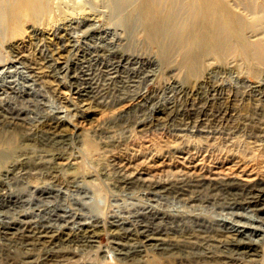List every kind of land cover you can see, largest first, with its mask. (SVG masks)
<instances>
[{"label": "rangeland", "instance_id": "374dc122", "mask_svg": "<svg viewBox=\"0 0 264 264\" xmlns=\"http://www.w3.org/2000/svg\"><path fill=\"white\" fill-rule=\"evenodd\" d=\"M15 1L0 0V109L11 117L29 124H38L51 118L50 116L66 120L70 147L66 148L65 152L70 157L77 155V161L74 164L77 178L69 183L60 174L61 176L56 178L53 185H50V183L42 182L46 176L38 173L10 175L5 182L4 192L0 191L2 193L0 194V226L6 225L11 229L21 230L29 224L36 227L43 225L67 230L75 229L84 222L106 223L109 219L114 220L120 227L129 229L135 221L149 218L155 222H165L166 226L176 225L180 229L186 224L197 226L196 223H202L221 230L238 231V236L242 240L264 244V211L254 209L251 205L222 203L221 200L218 201L219 203L188 201L157 189L113 187L104 175L103 169L109 164V159L115 157L116 152L103 150L100 139L94 138L106 134L103 130L108 127L107 124L119 135L131 133L132 139H128L126 152L137 159L139 167L136 166L137 169L134 170L129 167V170H132V174L147 179L168 180L184 170L213 175V172L229 173L237 168V171L242 169L241 173L251 172L252 176L259 177L260 181L264 180V67H258L255 59H251L244 65L242 55L237 56L232 53L225 59L217 55L207 56L210 58L207 62L200 59L197 65L191 68L177 64L166 67L159 51L143 37L141 23L133 16L135 13L132 15L134 18H128L125 11L117 13L108 5L107 0H59V2L58 0H33L34 4H30L28 10L18 20H11V7ZM224 1L229 11L228 18L240 20L241 39L245 42L248 39L250 42H255L258 38L257 33L264 29V0ZM79 2L82 3L79 4ZM251 2H258L263 7L257 18L248 14V11L242 10L243 6ZM50 6L55 15L54 22H57L55 26L52 24L51 26L46 20ZM69 23L72 24L68 25ZM11 31L17 33L15 39L22 40V47L24 46L23 48L30 52V60L37 59L44 65L48 64L43 70V74H46L44 75L46 82L42 81L41 77L32 76V72L27 67L28 60L24 63L13 56L8 45V40L13 38L9 35ZM195 42L192 43L194 49L199 44L200 51H208L202 41ZM97 53H100L99 57H96ZM84 56L85 59L81 60L80 58ZM118 57L121 58L118 59ZM239 70L240 72H237ZM83 72H86V75H82ZM73 73H76V82L80 85L86 87L94 85L92 89L96 96L103 93L105 84L112 78L120 90L132 95L144 91L153 96L152 101L157 105H160L161 101L164 102L167 95L178 96L177 102L194 100L199 103L203 99L199 95L192 94L185 98L179 97L178 94L185 89L191 90L198 86L204 91L216 87L222 96L218 104L225 111L221 119L224 125H217L218 127L215 126L217 129L213 130L210 128L212 131L199 130L197 127L180 130L143 129L135 121L144 117L146 119L150 109L135 108L132 99L120 107H118L119 103L111 105L109 97L107 100L106 97L100 98L101 101L106 102L105 104L97 102L94 97L79 100L80 97L71 84L74 80V77H71ZM110 75L113 76L110 77ZM178 88L183 91L179 92ZM171 89L173 92H170ZM120 108H126L128 112L121 117L122 119H112L115 111ZM142 123L146 124V121ZM100 125H104L103 129ZM253 130L260 132L254 134ZM88 140L95 145L90 146L87 143ZM184 142L188 145L183 150L176 149ZM88 147L99 156L93 154L94 152H91ZM173 150L175 151L172 152ZM87 151H90L91 155H88ZM250 157H254V160H250ZM236 159H240L242 163L233 165V160ZM68 160L63 159L62 162L67 163ZM238 173L232 175L244 177L240 172ZM42 184H44L43 187H41ZM96 240L102 247L109 244L107 234H99ZM74 258L75 256L71 257V259ZM255 258L258 264L264 262L261 251ZM146 259V262L150 263L151 255H148ZM110 262L107 261L105 264H114L113 261ZM59 263L61 262H57ZM0 264L20 263L0 254ZM30 264H56V262L40 257L35 263ZM213 264L228 263L216 261ZM234 264L248 263L238 261Z\"/></svg>", "mask_w": 264, "mask_h": 264}, {"label": "bare ground", "instance_id": "6f19581e", "mask_svg": "<svg viewBox=\"0 0 264 264\" xmlns=\"http://www.w3.org/2000/svg\"><path fill=\"white\" fill-rule=\"evenodd\" d=\"M107 2L109 3L107 4L110 5V7L117 13L125 11L128 18H134L133 16H135L139 19L143 37L146 42L159 51L165 65H167L166 67H169L172 64H177L181 67L191 68L196 66L200 59L204 61L206 60L207 62L210 59L207 56L210 57V55H217V57L225 59L227 58V55L231 53L236 54L237 56L242 55L241 59L243 60L244 65L251 59H255L258 67H264V29L260 33H257L258 38L255 42H250V39L246 42L242 40V37L240 36L242 31L240 20L238 18H228L227 13H229V11H227L224 0H107ZM81 3L79 2V4ZM30 4H34L33 0H16L11 7V20H18L20 16L28 10ZM76 4L78 5V2H76ZM261 6L262 5L258 2H251L241 8L242 10L248 11V14L254 15V18H257L258 14L263 10V7ZM110 7L108 8L109 10ZM54 19L55 15L53 13L52 6H50L46 20L48 24L55 26L57 22H54ZM70 24L72 23H69L68 25ZM9 35L13 37L8 40L9 49L12 51L13 56L17 60L24 63L28 60L27 67H29L32 72V76L41 77L42 81L46 82L47 79L44 77L46 74H43V70H45L44 68L47 67L48 64L44 65L43 62L41 63L39 62L40 60L37 59L30 60V52L26 51L23 48L24 46L22 47V40L19 38L15 39V35H17V33L15 31H11ZM194 41H202L204 45L207 46L208 51H200L199 44L196 49H194L192 46ZM99 54L98 56L96 55V57H99ZM85 56L80 59H85ZM91 56H93V54ZM119 58L121 57H118V59ZM76 60L77 59H75V61ZM133 67L135 66L133 65ZM139 67H141V65ZM129 71H127V73ZM237 72H240V70ZM75 74L73 73L71 75L72 78L74 77L71 84L74 91L80 97L79 100H87L94 97V99H97V102H103V104H105L106 102L101 101L100 98L106 97L107 100V97H109L111 105L119 103L120 105L118 107H120L125 105V102L132 99L134 100L135 108L150 109L149 114H146V119L144 117L139 120L136 119L135 121L140 124L143 129L165 128L169 130H180L197 127L199 130L212 131L215 126L224 125L221 119H223L225 111H223L224 108L222 109V106L218 104L222 96L220 92L217 91L216 87H211L205 91L201 89L200 86L191 90L185 89L184 91L183 89L178 88L180 89L179 92L183 91L181 94H178L179 97L184 96L186 98L192 94L199 95V97L201 96L203 99L199 103L194 102V100L177 102L178 96L167 95L165 97L166 99L162 96L165 99L164 102L161 101V104L157 105L152 101L153 96L145 93L144 91L137 92L135 95H132L122 89L120 90V87L114 84L115 82L112 81V78H110L111 81H108L105 84L106 87L104 88L103 93L96 96L92 89L94 85L92 87L80 85L79 82H76L77 76ZM83 74L86 75V72H83L82 75ZM112 76L110 75V77ZM85 78L87 79L88 77ZM203 82L204 81H202V83ZM170 92H173L172 89ZM135 108L133 109L137 110ZM127 112L128 109L126 110V108L117 109L114 116H112V119H122L121 117H123ZM142 113L144 112L142 111ZM236 116L237 115H235V117ZM50 117L51 118H47L38 124H29L11 117L0 109L1 192L4 190V185L8 177L14 174L23 175L29 173L30 175L38 173L42 176H46L45 180H42V182L46 184L50 183V185H53V182H55L56 178L60 174L63 175L65 177V181L69 183H71L70 181L73 179L77 178L74 167V164L77 161V155L70 157L68 153L65 152V149L70 147L68 127L65 124L66 120H61L52 116ZM232 120L234 121L235 119ZM143 121H146V124L142 123ZM223 122L225 123V121ZM230 124H232V122ZM102 126L104 127V125ZM107 126L108 127L103 130L106 132L105 135H99V137L94 138L100 139L104 147L103 150L116 152L115 157L109 159V164L106 165L107 167H105V169H103L104 175L107 176L113 187H134L137 189L148 190L157 189L159 191L171 193L175 197L187 199L188 201H212L214 203H219L218 201L221 200L222 203L248 204L253 206L254 209L264 211V180L260 181L259 177L256 178L255 176H252L253 174L251 172L246 174L244 172L241 173L242 169L237 171V168H235V170L230 171L229 173L217 171L213 172V175H206L205 173L194 170H184L170 179L167 178L168 180L163 178L147 179L132 174V170L137 169L136 166H138V162L136 158L135 160L134 157L129 156L126 152V149L128 148V139H132L131 133L127 132L119 135L115 132L114 128L108 124ZM113 127L115 126L113 125ZM210 128H212V130H210ZM221 128H223V126ZM253 132L254 134H257L260 131L253 130ZM87 143L90 146L95 145L91 140H88ZM132 145L134 144L132 143ZM187 145L188 143L184 142L176 149L179 148L183 150ZM174 151L175 150L172 152ZM87 152L89 155L94 151L91 150V152ZM93 154H95V152ZM95 155L99 156L97 154ZM63 159L69 160L65 163L62 162ZM240 159L233 160L232 164H240ZM249 159L254 160V157H250ZM129 167L133 169L129 170ZM238 172H240L241 175H244V177L241 178L232 175L234 173L237 175ZM43 186L44 184L41 185V187ZM12 219H14V217ZM196 224L198 225L189 226L186 224L182 229H180L176 225L169 224V226H166L167 223L165 222H155V220L153 221L152 219L147 218L135 221V223L132 224V228L129 229L122 228L116 224L114 220L112 221L109 219H107L106 223H99L96 221L84 222L75 229L68 228L67 230H58V228L54 229L50 226L43 225L36 227L29 224H26L21 230H17V228L11 229L10 226L5 225L0 226V254L4 255L6 258L12 259L13 261H17L20 264L35 263L40 257L42 259L51 260L54 263L56 262V264L57 262H61L59 264H105L107 261H113L114 264H146V257L148 255H151L152 261L147 264H213L216 261H222L228 264H234L238 261L248 264H258V261L255 258L258 252L261 251L264 257V244L260 245L259 243H254L252 241H244L238 236V231L233 232L221 230L211 225H204L202 223ZM99 234H107L109 238V244L105 247H102L96 242V237ZM72 256H75V258L71 259Z\"/></svg>", "mask_w": 264, "mask_h": 264}]
</instances>
